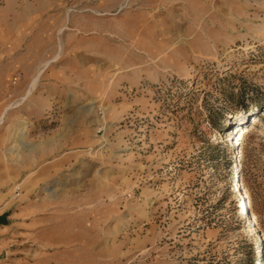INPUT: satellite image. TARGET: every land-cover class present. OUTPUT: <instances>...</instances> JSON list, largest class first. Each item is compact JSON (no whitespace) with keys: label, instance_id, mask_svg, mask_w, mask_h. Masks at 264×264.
<instances>
[{"label":"rangeland","instance_id":"1","mask_svg":"<svg viewBox=\"0 0 264 264\" xmlns=\"http://www.w3.org/2000/svg\"><path fill=\"white\" fill-rule=\"evenodd\" d=\"M0 217V264H264V0H0Z\"/></svg>","mask_w":264,"mask_h":264},{"label":"bare ground","instance_id":"2","mask_svg":"<svg viewBox=\"0 0 264 264\" xmlns=\"http://www.w3.org/2000/svg\"><path fill=\"white\" fill-rule=\"evenodd\" d=\"M255 121H256V120H255ZM243 131H244V129H242L241 132L243 133V135H245V133H244ZM239 139H240V137H239ZM234 142H235V141H234ZM234 142H233V143H234ZM240 154H241V152H240ZM240 157H241V156H239V158H240ZM238 166H239V168H241V169L243 168V167H242V164H241V160L238 162ZM242 202H243V201H242ZM253 216H254V215H253ZM253 218H254V217H253Z\"/></svg>","mask_w":264,"mask_h":264},{"label":"crops","instance_id":"3","mask_svg":"<svg viewBox=\"0 0 264 264\" xmlns=\"http://www.w3.org/2000/svg\"><path fill=\"white\" fill-rule=\"evenodd\" d=\"M1 218V217H0Z\"/></svg>","mask_w":264,"mask_h":264}]
</instances>
